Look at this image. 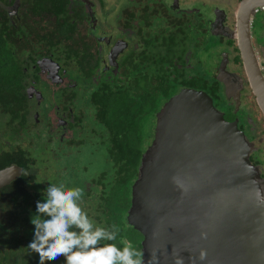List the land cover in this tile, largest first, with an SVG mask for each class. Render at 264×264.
I'll use <instances>...</instances> for the list:
<instances>
[{
  "label": "flooded vegetation",
  "instance_id": "obj_1",
  "mask_svg": "<svg viewBox=\"0 0 264 264\" xmlns=\"http://www.w3.org/2000/svg\"><path fill=\"white\" fill-rule=\"evenodd\" d=\"M122 1L123 5L113 6L112 0H0V172L14 170L12 179L0 186V264H39V256L31 258L27 254L34 225H30L33 230L29 232H24L21 223L15 228L13 219L17 214H12L19 207L26 212L32 209L29 214L20 212L22 220L31 219L37 201L44 198L47 183L42 182L36 189L32 185L36 186L38 175L43 176L44 171H54L51 164L50 168H40L33 157L34 148L44 146L47 155L61 158L73 153L93 122L85 110H81V116L87 114V119L79 118V90L91 97H106L105 92L109 91L125 92L136 69L137 87L142 91L147 78L145 55L166 53H151L155 45L167 48L174 68L178 66L172 71L194 80L189 85L179 84L177 92L183 88L205 90L227 120L238 118L239 128L253 144L249 158L264 179V151L260 150L264 133H260V121H254L252 111L238 108L239 103L234 100L238 94L243 101V95L251 90L247 79L240 80L231 70L232 64L243 66L236 33L239 7L230 23L224 7L215 4L209 8L212 1L224 0ZM234 1L240 5L242 0ZM260 10L264 6L257 8L251 18V39L258 55V49L264 46L259 33H255ZM154 22L162 26H155ZM210 39L219 43L214 54L220 57L212 63V75L205 69H196V54L206 48ZM238 58L240 61H236ZM224 61L227 64L223 69ZM222 70L231 76L228 92L219 78ZM155 79L157 83L158 77ZM91 100L93 106L100 105ZM111 107L110 101L107 110ZM100 118L108 121L101 114ZM105 123L110 126L111 140L112 123ZM94 179L83 178L85 199L91 200L94 194L102 198L103 183ZM55 183L78 187L61 178ZM5 203L8 207H1ZM85 206L82 208L97 223L94 225H101L102 208L90 203ZM64 259L61 256L46 264H64Z\"/></svg>",
  "mask_w": 264,
  "mask_h": 264
},
{
  "label": "water",
  "instance_id": "obj_2",
  "mask_svg": "<svg viewBox=\"0 0 264 264\" xmlns=\"http://www.w3.org/2000/svg\"><path fill=\"white\" fill-rule=\"evenodd\" d=\"M263 6L264 0H242L236 33L246 79L264 115V46L259 57L251 39L252 14ZM222 71L228 92L231 76ZM155 117L126 216L143 235V264L154 247L159 264H175V252L185 264L192 257L196 264H264V204L254 195L256 187L264 194V179L249 158L253 144L238 118L227 120L207 91L193 88L179 90ZM13 173L1 171L0 186ZM201 249L207 251L203 261Z\"/></svg>",
  "mask_w": 264,
  "mask_h": 264
},
{
  "label": "trees",
  "instance_id": "obj_3",
  "mask_svg": "<svg viewBox=\"0 0 264 264\" xmlns=\"http://www.w3.org/2000/svg\"><path fill=\"white\" fill-rule=\"evenodd\" d=\"M149 45L151 44L149 43ZM166 58L167 56H157L156 53L145 55L147 78H145V86L143 84L142 91L139 92L138 90L136 69H134V73L128 81L130 87L127 91H122L124 94L121 91L118 93L117 91H109L105 92L106 97L100 95L92 97L95 102L100 103L98 109L103 119L110 112V120L108 121L113 126V137L110 140L112 147L109 151V161L111 163L108 165L112 169L111 171L101 172L100 177L98 175V178L94 179L103 183L101 190L102 198L105 196L103 203L97 205L99 208H102L101 212L104 214L102 224L99 226L107 228L111 225H117L120 228L117 239L108 243H115L121 248L123 247L121 239H127L132 243L134 248L142 251L143 235L128 223L126 215L132 203V185L138 177L139 166L146 150L144 145V128L149 119L156 114L163 102L171 94L169 91L161 89L160 84L167 81L170 83L169 89L173 90V88H176L181 83L189 85L194 82V80L192 81L186 76L166 73L168 70L172 71V68H174L173 59ZM236 61H240L239 58ZM152 65L160 72H165L158 76V84L154 82V79L150 80L152 76L148 74L153 68ZM0 67L2 68V65ZM203 85L205 86V84ZM110 101L113 103V107L108 111L107 103ZM108 121L105 120V122ZM83 184V178L80 177L77 186L82 189ZM6 189L4 188L3 190ZM16 190L18 191L17 188ZM2 206L7 208L8 204L5 203ZM17 209L18 211H12V214H17V217L13 219L14 227L17 228L21 223L25 227L24 232L32 231L33 227L30 228L32 224L31 219L26 218L22 220L20 217V212L21 214L24 212L29 214L32 212V209L27 212L23 209L21 210L20 207ZM31 237L33 238V236Z\"/></svg>",
  "mask_w": 264,
  "mask_h": 264
},
{
  "label": "clouds",
  "instance_id": "obj_4",
  "mask_svg": "<svg viewBox=\"0 0 264 264\" xmlns=\"http://www.w3.org/2000/svg\"><path fill=\"white\" fill-rule=\"evenodd\" d=\"M173 179L180 183L177 178ZM254 195L258 203L264 204V194L259 187L254 189ZM43 197L37 201L36 212L31 216L34 236L27 245L39 255V264L61 256L65 258L64 264H143L144 253L127 239H121L122 248L108 243L117 239L120 228L94 225L81 206L83 189L50 181ZM201 236L206 239L207 233L202 232ZM159 251L151 248L148 264H159ZM173 258L175 264H185L179 252H175ZM206 258V249H201L199 260ZM192 264H196V257H192Z\"/></svg>",
  "mask_w": 264,
  "mask_h": 264
},
{
  "label": "rangeland",
  "instance_id": "obj_5",
  "mask_svg": "<svg viewBox=\"0 0 264 264\" xmlns=\"http://www.w3.org/2000/svg\"><path fill=\"white\" fill-rule=\"evenodd\" d=\"M116 0H112L113 6L117 5H123V1L120 0V3H115ZM211 6L209 8H213L215 4H218V6H221L222 8L228 12L229 14V22H232V17L235 13V11L239 7V2L234 1V0H224L222 3H219L217 1H212L209 3ZM153 25L159 26V23L154 22ZM255 33L256 35L259 33V41L264 44V10H260L257 12L256 16V22H255ZM151 29H153L151 27ZM153 32L156 33V30H152ZM151 32V31H150ZM153 32H151L153 34ZM219 43H216V40L210 39L207 42L206 48L205 49H200L201 53L198 51L196 54V58L198 59V67L196 68L198 71L202 69V71L207 70L209 74L212 75V72L214 71L212 68V63L215 62V59H219V55L214 54V50L218 47ZM213 46H215L213 48ZM151 50H156V51H165L166 53L164 54V57L167 56L166 59H169V54L167 53V48L164 47V45H161V48L157 47V45L152 46ZM258 52L261 53L259 57H262L263 51L262 49H258ZM223 61V60H222ZM226 61H224V64H222V67L225 68L226 66ZM153 68L151 69V72L148 74L152 76L150 80L154 79V82L157 81L155 78L158 77L160 74H164L165 72H160L157 70V68H154V65H152ZM234 74L240 79L243 80L246 78L243 66H233L231 65ZM167 67V66H165ZM175 69H178V66ZM205 69V70H204ZM239 71L241 72L242 75H240ZM166 73L176 75L175 71H167ZM137 74V73H136ZM138 75V74H137ZM78 78L77 76H75ZM138 84V83H137ZM169 82L165 81L163 84H160L161 89H165L169 91L171 94L168 98L172 97L174 94L177 93L176 88L169 89ZM145 86V83H144ZM113 88L115 86L113 85ZM252 91V90H250ZM247 91L245 95H243V101L240 100V103L238 104V108L243 107L247 111H252V119H257L260 121V129L262 130L260 133H264V115L261 112L257 102H256V97L253 94V92ZM81 91L79 90L78 96L81 98V102L79 107H81L78 111L79 118L82 119H87V114L89 117L92 118V127L88 128L87 132L84 134V138L82 139L81 143L76 147L73 153L70 155L61 158L62 156H52L50 153L45 151V147L42 146H36L34 148L33 152V157L37 159V163L40 166V168H43V166H48L50 168L53 167L54 171L53 173H48L47 171L43 172V176L38 175V181H36V186L32 185V188H40L41 183L46 182L47 186L50 183V181H55L58 178H61V180L67 182V184H76L78 182L77 174L79 173V177L83 178H88L92 179L98 178V175L100 176V173L103 171H111L110 161H109V151L112 147V144L110 142L109 136H110V126L103 122L100 118V111L98 107L93 106L91 96L86 93H80ZM78 93V91H77ZM168 100V99H167ZM166 101V100H165ZM164 101V102H165ZM163 102V103H164ZM83 108V109H82ZM81 110H85L87 114L84 116H81ZM77 113V110H76ZM110 113V112H109ZM109 113H107L106 117L108 120H110ZM96 116V117H95ZM94 120L97 121V123L94 122ZM255 121V120H254ZM109 123V121H108ZM156 123V118L154 115V118L149 119V122H147L144 130H145V147L148 148L149 145L151 144L152 140L154 139V125ZM145 148V149H146ZM260 150L263 152L264 151V144L260 145ZM64 151V150H62ZM264 153V152H263ZM260 155V153H259ZM261 157V156H260ZM32 158V156H31ZM56 169H57V174H56ZM72 171H75V173H72ZM100 195V194H99ZM95 197H93L91 200L85 199L86 195L83 193V199L82 201L86 203H90L92 205H98L99 202L104 201V197L101 198L97 194H94ZM98 197L99 199H97ZM100 200V201H99ZM82 203V207H87L85 204ZM90 209V206H89ZM97 224V223H94ZM27 254L33 258L38 257L39 255L37 253H34L31 249L27 251Z\"/></svg>",
  "mask_w": 264,
  "mask_h": 264
}]
</instances>
